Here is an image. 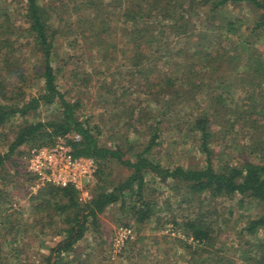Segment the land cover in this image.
<instances>
[{
  "label": "rangeland",
  "instance_id": "rangeland-1",
  "mask_svg": "<svg viewBox=\"0 0 264 264\" xmlns=\"http://www.w3.org/2000/svg\"><path fill=\"white\" fill-rule=\"evenodd\" d=\"M59 1L63 2L60 4ZM66 1L51 0L52 23L57 28L53 52L57 85L66 99L77 103L78 117L94 127L100 145L118 148L124 158L134 159L133 155L148 144L152 129L158 127L159 138L152 149V156L157 161L170 167H202L207 164V155L200 148L199 133L192 129L191 111L199 105L210 107L208 112L212 114L213 106L227 105L230 109L218 107L220 114L212 119L214 123L208 142L212 165L217 168L228 163L240 166L246 160L259 162L256 149H264V117L248 113L235 119L229 114L233 107L246 103L236 76L227 70L232 65H226L218 73L201 74L203 80L198 76L202 81H197L200 85L210 87V100L198 94L197 104L191 108L173 91L168 95L169 92L160 89L166 78L177 75L174 60L155 62L153 58L159 57L158 54H150L148 59L152 62L138 71V67L123 58L126 44L119 33L106 34L103 49L96 47V42L76 41L79 38L67 32V24L74 21L75 16ZM0 7L14 10L15 24H21L18 6L11 0H0ZM207 11L208 8L204 7L193 11L194 34L218 37L221 53L236 49L235 53H240L235 63L239 71L248 63L247 51L237 45L239 38L249 40L264 56V26L253 30L257 17L254 9L246 4H228L222 11L215 10L210 14ZM226 19L233 21L232 32L223 30ZM208 22L214 29L207 30ZM30 60L27 61L29 67L33 65ZM29 72L32 73V69ZM180 81L186 83L187 79ZM41 86V79L31 80L26 87L27 95H35ZM58 114L57 104H40L27 115L0 126V153L7 150L17 128L24 122L46 121ZM66 139L56 138L46 147L57 142L67 144ZM37 145L27 143L20 146L19 151L8 159V165L0 170V264H38L49 248L63 237L64 216L50 203L46 209L37 211L34 208L36 202L54 194L50 191V187L56 186L53 179L63 173L61 152L57 153L56 160L52 156L49 169H42L45 180H39L34 169L39 161L38 149L45 146ZM46 155L44 153L43 157ZM104 166V174L111 184L125 180L130 173L129 168L115 159ZM146 182L142 195L157 203V219L138 222L129 208L121 206L118 201L99 214L97 226L88 223L83 238L72 251L60 257L59 264H186L187 250L181 245L191 240L183 236L181 229L171 225L170 220L175 218L180 222L187 219L199 205L193 207L188 198L175 195L165 185L155 183L151 176H146ZM95 183L96 177L88 184L84 195L78 194L80 199H87L93 193ZM51 199L54 203L53 196ZM202 207L208 222L216 225L220 236L218 241L228 245L234 242L230 253L238 264H242L249 246L264 237V229L249 235L244 226L247 221L263 214L264 205L235 195L203 202ZM119 227L132 229L131 237L123 243L114 241Z\"/></svg>",
  "mask_w": 264,
  "mask_h": 264
},
{
  "label": "trees",
  "instance_id": "trees-1",
  "mask_svg": "<svg viewBox=\"0 0 264 264\" xmlns=\"http://www.w3.org/2000/svg\"><path fill=\"white\" fill-rule=\"evenodd\" d=\"M11 1L18 6L22 20L21 24L16 25L14 10L0 7V126L27 115L40 104H57L59 114L46 121L20 125L7 150L0 153V170L8 165V159L20 146L27 143L48 146L58 137L67 138L73 156L92 157L97 163L95 187L87 199H80L78 190L73 186H53L50 191H54V203L51 202L52 196L36 202L34 208L37 211L46 209L49 203L54 206L64 216L65 224L62 239L49 248L48 254L38 264H59L60 257L72 251L83 238L88 223L97 226L99 214L118 201H121V206L129 208L138 222L154 217L157 219V203L142 195L147 184L146 176H151L157 184L165 185L175 195L188 198L193 207L199 205L198 210H194L187 219L180 222L175 218L170 220L171 225L181 229L183 236L191 240L181 245L183 250H187L186 264H238L230 253L235 243L228 245L218 241L220 236L216 232V225L208 222L202 213V203L217 197L239 195L264 205V149H256L259 151L257 163L246 160L240 166L228 163L215 168L210 161L211 150L208 146L214 123L212 119L220 114L218 107H230L213 106L211 114L208 112L210 107L196 105L193 108V104L198 94L210 100V87L198 83L203 80L202 77L208 73H218L229 64L232 67L227 70L236 76L237 86L247 103L233 107L229 114L235 119H241L248 113L264 117V56L249 40L239 38L237 45L247 51L248 61L239 71L235 63L240 53H235L236 49L221 53L218 37L195 35L191 17L199 7L208 8L207 13L210 14L215 10L222 11L228 4H246L256 12L253 26L256 31L264 26V0L66 1L75 16V20L67 24V32L74 33L79 38L76 41L96 42L95 46L103 49L106 34L119 33L126 44L123 58L130 65L138 67V71L144 70L152 62L148 59L150 54H158L159 57L153 58L155 62L174 60L177 75L166 78L164 83L160 82V89L169 92L168 95L173 91L181 101L194 109L190 116L192 129L199 133L200 148L207 155V164L202 167H170L157 161L152 156V149L159 138L158 127L152 129L148 144L133 155L134 159L124 158V153L118 148L100 145L94 127L78 117L77 103L66 99L58 88L57 69L53 65L57 28L52 23L51 0ZM59 2L61 4L63 1ZM207 24L208 31L214 29L210 22ZM223 25L226 28L220 25V29L233 31V21L226 19ZM111 28H114L113 32ZM29 59L30 63L33 62L30 67L27 64ZM31 69L32 73L29 72ZM36 78L41 79L42 86L35 95L28 96L26 87ZM185 79L186 83L180 81ZM71 135H78L79 140ZM111 159L130 169L125 180L117 184H111L104 174V165ZM258 229H264V212L244 226L249 235ZM248 250L242 264H264V237L250 245Z\"/></svg>",
  "mask_w": 264,
  "mask_h": 264
},
{
  "label": "built area",
  "instance_id": "built-area-1",
  "mask_svg": "<svg viewBox=\"0 0 264 264\" xmlns=\"http://www.w3.org/2000/svg\"><path fill=\"white\" fill-rule=\"evenodd\" d=\"M74 139L79 140L78 135H71ZM62 137H58L60 140ZM49 148V149H48ZM61 152V166L63 173H58L56 181V186H73L81 195H84L86 188L90 182H92L96 177L97 163L92 157L86 156H73L71 153V148L69 145L61 142H57L52 147H42L38 149V165L34 169L37 178L39 180H45V175L42 169H49L52 166V156L53 160L57 158V153ZM44 153L48 154L43 157ZM132 235L131 227H119L117 229L114 241L124 242ZM121 243V244H122Z\"/></svg>",
  "mask_w": 264,
  "mask_h": 264
}]
</instances>
